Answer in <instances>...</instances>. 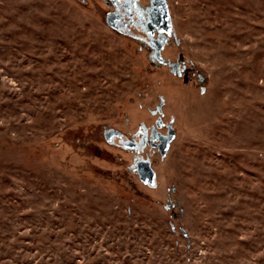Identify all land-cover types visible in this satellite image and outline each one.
Segmentation results:
<instances>
[{"label":"rangeland","instance_id":"1","mask_svg":"<svg viewBox=\"0 0 264 264\" xmlns=\"http://www.w3.org/2000/svg\"><path fill=\"white\" fill-rule=\"evenodd\" d=\"M164 1L166 64L103 0H0V264H264V0ZM142 125L154 187L103 133Z\"/></svg>","mask_w":264,"mask_h":264},{"label":"flooded vegetation","instance_id":"2","mask_svg":"<svg viewBox=\"0 0 264 264\" xmlns=\"http://www.w3.org/2000/svg\"><path fill=\"white\" fill-rule=\"evenodd\" d=\"M103 2L108 8L105 18L111 13L113 14L112 29L122 36L131 37L149 47L155 60L156 49L160 47L161 52L166 39L171 34L169 23L166 24L167 19L164 17L163 4L155 0H152V4L145 3L143 5L139 3V0H103ZM161 138L162 136L157 137L153 133L149 134L147 128L142 125L140 130L131 137V141L134 143V148L130 151L132 159L136 160L142 157L147 147L152 146L159 149ZM121 140L130 141L123 134L118 136L113 133L108 142L120 145Z\"/></svg>","mask_w":264,"mask_h":264},{"label":"water","instance_id":"3","mask_svg":"<svg viewBox=\"0 0 264 264\" xmlns=\"http://www.w3.org/2000/svg\"><path fill=\"white\" fill-rule=\"evenodd\" d=\"M157 2H161L163 4V12H164V17L167 19L166 24L169 23L170 26V17L168 16V12H167V6L164 0H155ZM113 14L111 13V15L106 17V23L107 25L112 29L113 25L111 24V19H112ZM170 32V31H169ZM168 32V33H169ZM160 47H158L156 49V54H155V60H158L159 63L161 64H166V61L163 60L161 58L160 55ZM200 81V80H199ZM171 130V129H170ZM104 137L106 142H108V139L111 135H113V133H116L118 136L122 135V133L113 131V133H110V130H104ZM173 133L174 131L171 130L170 133L167 136H163L160 140L159 143V151L161 155H164L167 151V149L169 148V142L172 141L173 139ZM120 146L123 147V149L125 150H130L132 151V149L134 148V143L132 141H120ZM133 160V164L131 166V171L135 172L138 175L139 180L144 184V185H148L150 187H154L155 186V173L151 168V163L149 160H143L142 157H139L138 159H132Z\"/></svg>","mask_w":264,"mask_h":264}]
</instances>
